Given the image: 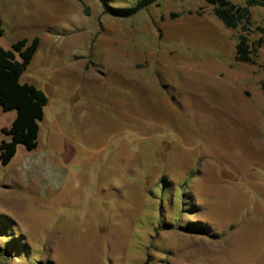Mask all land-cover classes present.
<instances>
[{"label": "rangeland", "instance_id": "1", "mask_svg": "<svg viewBox=\"0 0 264 264\" xmlns=\"http://www.w3.org/2000/svg\"><path fill=\"white\" fill-rule=\"evenodd\" d=\"M251 14L256 65L207 0L130 18L0 0V46L40 38L21 81L49 98L38 147L0 166V264H264V8ZM15 118L0 106V143Z\"/></svg>", "mask_w": 264, "mask_h": 264}, {"label": "trees", "instance_id": "2", "mask_svg": "<svg viewBox=\"0 0 264 264\" xmlns=\"http://www.w3.org/2000/svg\"><path fill=\"white\" fill-rule=\"evenodd\" d=\"M106 12L118 18H130L141 10L157 3V0H139L134 7L111 9L108 0H100ZM214 7L215 16L226 28L242 29L235 49V59L239 63L256 65L255 52L249 41L252 26V7H263L264 0H245V6H239L230 0H207ZM174 16V15H173ZM263 37L257 47L264 44ZM5 34L3 22L0 19V37ZM40 38L35 37L29 43L27 38L12 44L11 49L0 46V106L4 112L16 111V118L9 128H3L2 133L10 137V141L0 143V166H8L17 154L19 145L28 150L38 147L40 123L45 118V109L49 105L46 93L34 84L21 81L22 76L32 63L40 47ZM264 91V83L262 84Z\"/></svg>", "mask_w": 264, "mask_h": 264}]
</instances>
